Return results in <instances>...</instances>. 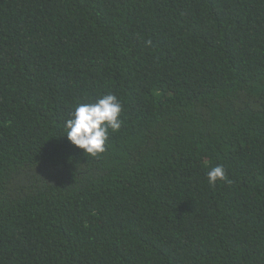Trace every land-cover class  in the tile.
I'll return each mask as SVG.
<instances>
[{"label": "trees", "instance_id": "obj_1", "mask_svg": "<svg viewBox=\"0 0 264 264\" xmlns=\"http://www.w3.org/2000/svg\"><path fill=\"white\" fill-rule=\"evenodd\" d=\"M0 264H264V0H0Z\"/></svg>", "mask_w": 264, "mask_h": 264}, {"label": "clouds", "instance_id": "obj_2", "mask_svg": "<svg viewBox=\"0 0 264 264\" xmlns=\"http://www.w3.org/2000/svg\"><path fill=\"white\" fill-rule=\"evenodd\" d=\"M122 105L113 94H104L94 103H78L64 123L67 140L85 156L96 157L105 152L109 130L117 132L121 127ZM221 165L210 167L207 180L210 186L227 181Z\"/></svg>", "mask_w": 264, "mask_h": 264}]
</instances>
